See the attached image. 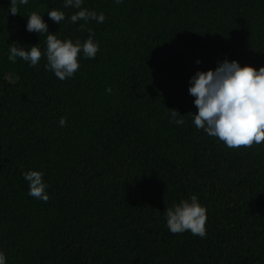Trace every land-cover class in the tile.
<instances>
[{
	"label": "trees",
	"instance_id": "16d2710c",
	"mask_svg": "<svg viewBox=\"0 0 264 264\" xmlns=\"http://www.w3.org/2000/svg\"><path fill=\"white\" fill-rule=\"evenodd\" d=\"M64 3L28 0L13 16L0 0L6 264H264V143L229 149L197 130L188 91L225 60L264 67V0H82L106 17L84 30ZM33 11L60 40L83 43L91 29L95 58L81 52L59 80L45 68L47 34L26 30ZM13 43L38 46L40 62L9 61ZM30 170L43 173L47 202L28 195ZM193 195L206 209L203 239L167 228L166 209Z\"/></svg>",
	"mask_w": 264,
	"mask_h": 264
},
{
	"label": "clouds",
	"instance_id": "9594fccd",
	"mask_svg": "<svg viewBox=\"0 0 264 264\" xmlns=\"http://www.w3.org/2000/svg\"><path fill=\"white\" fill-rule=\"evenodd\" d=\"M121 4L123 0H115ZM19 5H27L28 0H10L9 12L15 16L19 13ZM64 7L79 9L71 15L70 22L81 24L80 30H84L86 23L96 21L103 23L106 19L103 13L99 15L95 11L82 8V0H65ZM49 19L57 24L65 19L62 11L51 10L47 13ZM26 30L30 33H45L46 37V70L64 81L71 78L78 71L80 65L78 58L83 53L87 59H94L99 51V44L95 43V35L88 29V39L81 43H75L71 39L60 40L56 35L50 34L48 25L43 16L35 11L28 16ZM9 61L15 63L19 57L31 66H36L42 56L38 46L25 50L17 43L10 45ZM200 61H197L199 64ZM189 94L195 97L194 104L198 113L193 115V123L197 130H203L208 136L215 137L223 142L229 149L251 148L254 145L264 143V67L259 70L251 66L241 67L237 61H223L215 70L197 72L191 78ZM111 93L112 89H106ZM172 120L177 125L185 123L183 119H176V110H170ZM61 127L66 125V119L59 121ZM28 182L30 197L47 202L48 187L43 182V173L40 171H27L23 173ZM167 228L172 234L190 232L193 236L206 237V209L193 195L190 200H182L179 204L167 208L165 212ZM0 264H6V256L0 252Z\"/></svg>",
	"mask_w": 264,
	"mask_h": 264
}]
</instances>
